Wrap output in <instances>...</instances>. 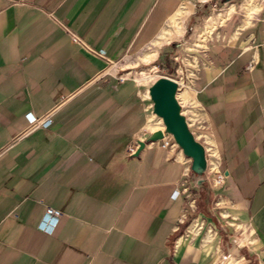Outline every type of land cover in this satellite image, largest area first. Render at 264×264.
Segmentation results:
<instances>
[{
	"label": "crops",
	"instance_id": "1",
	"mask_svg": "<svg viewBox=\"0 0 264 264\" xmlns=\"http://www.w3.org/2000/svg\"><path fill=\"white\" fill-rule=\"evenodd\" d=\"M175 42L201 173L120 72ZM0 264H264V0H0Z\"/></svg>",
	"mask_w": 264,
	"mask_h": 264
},
{
	"label": "rangeland",
	"instance_id": "2",
	"mask_svg": "<svg viewBox=\"0 0 264 264\" xmlns=\"http://www.w3.org/2000/svg\"><path fill=\"white\" fill-rule=\"evenodd\" d=\"M190 34L191 33L187 32L184 36V38H188L186 45H192V41L194 40L188 37ZM196 36L197 35H195V37ZM198 38L199 39L196 41L197 44H195L193 47H201L200 43H203L201 42V39L204 38V35ZM175 43H172L175 44V46L170 48L167 47L166 53L164 52L160 55L155 52V46H150L137 51H131L127 54L126 58L123 59L121 64V66L124 68L122 70L120 69V72H130V77H136L141 84L142 91L146 95L145 102L148 106L147 113L149 123H151L153 126L159 120L160 116L154 112L153 100L151 99L149 89L151 85L162 75L171 76L181 83V85H179L177 97L179 95L182 110L185 111L187 115V121L190 123L194 121L193 117H195V115L193 112H195V104L191 105L192 99L186 90V84L187 79L191 77L190 75H195V72L197 71L195 69H192L191 71L188 68L186 69L187 64H185V57L193 61L194 59L196 60V57L193 56L197 54L194 53V51H196L195 49L185 50L184 48L180 47V42ZM191 127L192 130H198L196 129L195 124H193ZM151 132L152 129L148 126L146 133L150 134ZM196 134L199 135L198 132Z\"/></svg>",
	"mask_w": 264,
	"mask_h": 264
},
{
	"label": "water",
	"instance_id": "3",
	"mask_svg": "<svg viewBox=\"0 0 264 264\" xmlns=\"http://www.w3.org/2000/svg\"><path fill=\"white\" fill-rule=\"evenodd\" d=\"M179 83L168 75L159 77L150 87L149 93L153 100L154 112L162 117L165 129H155L147 137V141L162 140L171 134L184 153L192 158V168L196 172H203L206 168V153L204 146L196 139L183 114L177 93ZM141 147L145 142L140 143Z\"/></svg>",
	"mask_w": 264,
	"mask_h": 264
},
{
	"label": "built area",
	"instance_id": "4",
	"mask_svg": "<svg viewBox=\"0 0 264 264\" xmlns=\"http://www.w3.org/2000/svg\"><path fill=\"white\" fill-rule=\"evenodd\" d=\"M72 38L75 42L84 44L83 39L79 37L78 35L72 34ZM28 115H29V118H30L29 120L31 124L30 128L35 127V126H45L46 127V126L51 125L53 121L50 114L42 118H37L34 115H31V113H29ZM160 141L162 142V145L164 147H173V146L178 145V143L176 142V140L171 134L165 135V137ZM130 150L135 152L136 149L134 146H131ZM209 152H212V150H209ZM223 180H224V174L218 171L217 182L222 183ZM173 194L175 197H177L180 194V191L176 189ZM61 216H62V211L60 209L52 207V206L47 207L46 212L39 223V228L47 233H53L55 228L59 224Z\"/></svg>",
	"mask_w": 264,
	"mask_h": 264
},
{
	"label": "bare ground",
	"instance_id": "5",
	"mask_svg": "<svg viewBox=\"0 0 264 264\" xmlns=\"http://www.w3.org/2000/svg\"><path fill=\"white\" fill-rule=\"evenodd\" d=\"M161 119H162V117H160ZM162 122H163V119H162ZM163 125H164V122H163ZM159 129H161V128H159ZM164 129H165V125H164Z\"/></svg>",
	"mask_w": 264,
	"mask_h": 264
}]
</instances>
